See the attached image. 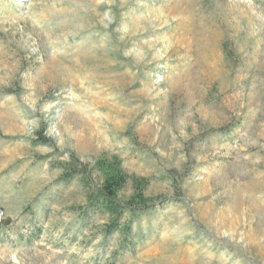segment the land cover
<instances>
[{
  "label": "rangeland",
  "instance_id": "374dc122",
  "mask_svg": "<svg viewBox=\"0 0 264 264\" xmlns=\"http://www.w3.org/2000/svg\"><path fill=\"white\" fill-rule=\"evenodd\" d=\"M41 128L152 178L134 251ZM0 208V264H264V0H0Z\"/></svg>",
  "mask_w": 264,
  "mask_h": 264
},
{
  "label": "trees",
  "instance_id": "16d2710c",
  "mask_svg": "<svg viewBox=\"0 0 264 264\" xmlns=\"http://www.w3.org/2000/svg\"><path fill=\"white\" fill-rule=\"evenodd\" d=\"M227 55L228 47L225 44ZM37 131L36 145L47 146L59 153L56 141ZM64 155V159H60ZM59 182H76L83 190V203L73 208L80 223L91 218L98 221L102 242L116 240L120 255L134 251L138 244L137 226L142 218L166 201L163 195H149L152 178L130 174L119 155L103 153L93 163L84 162L73 151L56 155ZM174 187L181 190L179 184ZM128 192V193H127Z\"/></svg>",
  "mask_w": 264,
  "mask_h": 264
},
{
  "label": "water",
  "instance_id": "95a60500",
  "mask_svg": "<svg viewBox=\"0 0 264 264\" xmlns=\"http://www.w3.org/2000/svg\"><path fill=\"white\" fill-rule=\"evenodd\" d=\"M3 214H4V210L3 208H0V223L4 224V225H9L11 223V219L7 218V219H3Z\"/></svg>",
  "mask_w": 264,
  "mask_h": 264
}]
</instances>
